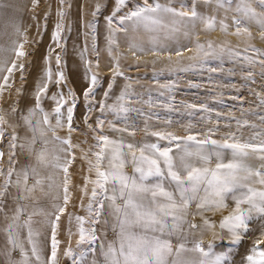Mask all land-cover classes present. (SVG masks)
<instances>
[{
  "label": "snow or ice",
  "instance_id": "snow-or-ice-1",
  "mask_svg": "<svg viewBox=\"0 0 264 264\" xmlns=\"http://www.w3.org/2000/svg\"><path fill=\"white\" fill-rule=\"evenodd\" d=\"M38 6V0H34ZM65 4V0H60ZM130 0H116V7L111 15L105 17L107 23V51L112 55L118 52L119 43L117 33H127L143 29L149 33H155L150 41L149 52L157 56L167 52L168 59L172 57L171 51L159 43L158 34L167 30L166 38H173L176 33L183 29L186 38L195 36V54L189 59L197 61L195 64L181 68L187 71L192 67H203L209 59L223 61L224 57L233 61L242 60L249 65H258L261 75H264V49L249 44L243 51L233 50L220 46L217 49L211 41L206 44L200 42L199 34L195 32L197 24H203L205 31H213L217 26V18L197 10V0H192L191 5L181 3L179 8L171 3H161L160 0H143V3H134L129 7ZM205 5H215L217 10L223 9L225 18L219 21L221 29L228 31L226 22L228 13H232V21L235 26V35H246L252 39L249 24L255 23L264 34V0H255L260 11L253 6V0H203ZM70 7V5H69ZM127 9L126 11H123ZM97 6L94 17L99 13ZM61 22L55 26L53 41L58 47H62L61 38L64 28L63 19L66 16L64 9L58 10ZM119 14V15H118ZM87 27L91 29L93 39V51L97 56L96 66L99 65V50L96 48L97 21L93 20ZM46 29V22H45ZM17 35H23L26 42V33H22L17 26ZM15 60L10 66L0 68L6 74L0 78V144L7 140V151L0 149V211L4 210L5 197L9 189L15 187L18 190L15 197L18 201H24L31 197L37 189L44 190L47 187L60 188L62 204H54L53 211L44 213L32 211L21 222V217L26 213V205L17 204L11 223L7 226V247L4 251L6 264H59V244L57 239L59 221L67 211V205L71 200V173L69 169L76 160V150L82 153L81 159L88 165V173L85 177V185L81 191L84 196H89L86 206L87 217L69 216V223L75 219L77 224L78 244H87L86 251L80 252L79 256L69 247L64 255L71 259V264H87L89 253L95 255L97 246L103 258V264H233L231 258L232 248L225 251H216V241H224L232 246L241 244L246 234L250 231V222L264 220V114L251 112L259 123L248 119H235L236 131L229 130L217 140L212 137L220 131L221 114H216L214 126L207 128L206 132L192 134L191 129L195 125L189 123L186 136H177L167 131H152L145 126L146 135L156 138L155 143L134 144L123 139H113L104 133L105 120L98 117L96 127L88 123V129L94 133L95 143L87 150L80 144H74L72 133L77 131L73 127L74 113L77 108L78 97L69 88L65 94L61 85L66 84L67 77L61 68L62 58L56 55L58 71L53 73L49 66L36 85L34 106L28 109L27 114H21L20 119L33 133L32 139L27 144L29 153L35 154V164H29L17 170L16 149L25 148V144L19 143V136L6 119L3 108L4 95L14 86L13 74L15 71L23 73L24 64L17 63L27 53L24 51V43L13 41ZM87 49H85L86 51ZM129 50L134 54H145V49L136 42L129 43ZM192 51L191 48L177 49L175 55L180 57L183 51ZM50 51H54L50 50ZM251 51L255 55H248ZM122 55V54H120ZM84 58V52L81 53ZM115 63L112 82L108 85V91L104 93V100L100 102L99 111L101 116L109 111L127 123V114L130 111L139 112V109H130L125 106V101L130 95V84H126L124 90L116 98L117 103L111 105L106 101L115 84L117 76L130 80L121 70L119 57L113 56ZM51 58H48L50 65ZM89 65L92 61H87ZM210 71L215 72L212 68ZM23 78V77H22ZM251 78V73H249ZM101 84L96 73L90 76L89 86L83 96L88 104L87 112L94 111L95 90ZM50 86H57V91L49 95ZM174 83L160 85L161 88L171 89ZM19 93L20 90L17 89ZM49 99L54 107L48 112L43 107V100ZM189 109H199L205 113H211L212 109L205 104L187 105ZM259 108L264 109V96L260 97ZM18 106L14 104L11 111L17 112ZM191 114V113H189ZM39 115V119L36 117ZM55 119L53 125L52 119ZM207 123H211V116L202 117ZM170 124L171 121L169 120ZM231 129V124L225 125ZM67 128V136L61 137L58 131ZM110 130L117 133H128L135 136V127L117 128L110 123ZM252 129V135L243 138L240 130ZM38 133V136H37ZM49 133L51 137L49 138ZM240 133V134H238ZM199 137V138H198ZM42 144L40 150L35 149L37 142ZM160 141L167 143L162 145ZM87 143V140L83 141ZM49 144L53 145L49 149ZM173 146L177 149L173 154ZM226 156L229 157L226 159ZM7 157V167H4ZM250 158L260 161L259 166L254 167L248 163ZM215 161V163H213ZM131 165L133 172L129 174L126 168ZM47 174H43V173ZM95 178L93 179L92 174ZM58 174L60 183L57 184ZM32 181L29 184V181ZM92 184L89 194L88 184ZM257 185L259 187H257ZM231 199L234 207L222 217L219 222L221 233H228L227 239L220 233H216V224L205 217V212L222 211L228 208L227 201ZM109 212L105 213V202ZM195 205L197 211L192 214L202 217V224L193 223L188 219L190 208ZM81 207L85 205L81 201ZM45 215L47 223L51 226L50 254L45 259L38 237L40 233L34 231L33 216ZM112 217L111 223L107 218L103 223L109 225L110 230L115 232L114 240H101L97 234L96 226L101 223V217ZM87 225V227L85 226ZM189 229H205L213 232V240L206 246L202 239L189 247L184 226ZM26 229V236L21 239L20 230ZM73 233L69 229V236ZM107 234L105 233V236ZM202 235V233H201ZM259 239L254 241L246 256L244 264H264V230ZM173 238L178 240L173 244ZM19 252L20 258L15 259L13 254ZM96 264V260H92Z\"/></svg>",
  "mask_w": 264,
  "mask_h": 264
},
{
  "label": "rangeland",
  "instance_id": "rangeland-1",
  "mask_svg": "<svg viewBox=\"0 0 264 264\" xmlns=\"http://www.w3.org/2000/svg\"><path fill=\"white\" fill-rule=\"evenodd\" d=\"M163 1L164 0H160L161 3H163ZM149 2L151 3L152 0H149ZM191 2L192 0H167L165 3H171L173 7L179 8L181 3L190 6ZM134 3L142 4L143 0H130L129 7H132ZM54 4H55L54 0H49V3L44 6L41 0H39L38 6H36L35 4L34 11L40 10L39 12H37V15H41L40 18L43 20L42 22H40L39 26L42 27L44 30L41 29L40 27L38 28L36 27L37 28L35 30L36 37L34 36L29 41H27L26 39V42L24 40L23 42L24 51L27 53V55L21 58L19 61H17V63L24 64L23 73L21 71L14 72L13 74L14 86L10 90V92H6L4 95L5 102L3 103V108L5 110L6 119L8 120L9 124L12 126L9 127L8 130L12 131V128L14 127L18 136L20 135L25 137L24 138L25 143H27L32 139L33 133H30L31 136L30 137L27 126H25L23 121L20 119L21 114H23L21 112V108H24L22 107V104L24 103L23 99L25 97V94L29 92L27 91V89L23 90L22 85L28 81L27 78L28 73L30 72L31 68H33L32 61L34 60H39L38 77L41 76L46 70V68L49 66L52 68L53 73H56L58 71L55 60L56 55L61 56L62 58L61 68L65 72L67 77L66 84L61 85L60 87L63 88L65 94H67L68 89L71 88L78 97L77 108L75 110L74 118H73V127L76 128L77 131L72 133V141L74 144H80L81 147L84 148L85 150H87L90 145H93L95 143L93 139L94 133H92L88 129L85 123V119L89 117V115H90V119H88V123H91L93 127H96L95 122L98 117L105 120L104 133L108 135L110 138L123 139L126 142L139 145L143 143L157 142L155 137L146 135L145 133L146 123H148L147 125L148 129H151L152 131H157V130L167 131V132H172L177 136H186L189 134V131L187 130V125L189 123L195 125V127L191 129L192 134L203 133L206 132L207 128L214 126L217 118L216 114L220 113L221 114L220 124H219L220 131L212 137L213 139L219 140L229 130L236 131L235 119H232V117H235L236 119H248L252 122L259 123L257 117L255 115H251L250 113L255 111L264 114V109L258 107L260 97L264 96V75H261V68L258 65H249L247 64V62H244L242 58L239 61H233L228 59L227 56H225L223 61L209 59L208 63L205 64L203 67H199V66L192 67V68H188L187 71L180 70L181 68H187L188 65L190 64L197 63V61L189 59V56L191 57L195 54L194 47H195L196 37L192 42L188 41L184 44L187 45L188 48L190 47L191 49L193 48L192 53L188 54L189 56H186L188 53V51L186 50L183 51L182 56L180 57L174 56L175 55L174 52H176L177 49H184L183 48L184 45L182 46V44L180 45L178 44L176 46H173L172 49L167 48L168 51H171V53H173L170 60L168 59L167 52L163 53L160 56H157L156 54H152V52H150L148 53L149 56L148 59L147 52H149L148 49L151 47V45L147 48L144 47L145 54H143L142 56L139 53L138 54L136 53L137 54L136 55L132 51H130L129 43L134 41L137 44L141 45L144 39L146 40L152 37V35L155 33L147 34L145 31V34H140L141 29L133 31L130 28L127 33H117L119 50L118 52L113 51L112 55H109L107 51V40H106L107 23L105 17L112 14V11H114L116 7V1L113 2L112 5L110 6V10H109L110 12L108 13H104L106 7L103 4H100L101 5L99 7L100 11L95 15V17L93 13L96 12L97 7L92 9V11L89 10L90 13L87 14L85 17L84 15H81V20H80L81 25L78 24V20H77V25L75 27V32H78L77 30L78 26H81L82 28V32L79 31L81 33V37L77 39V44L73 45L72 43H69V34L71 32V29L69 30L64 27L61 38L62 47H58L57 43L54 42L52 39L48 42L50 44L47 45L45 50L41 49L42 37L44 35V32L51 30L50 28H53L55 30L54 26L49 25L52 20V18L49 17H52V9H54ZM68 4L69 1L65 0V4H63V7L66 13H68ZM60 5L62 4L60 3ZM56 7L58 6L56 5ZM54 10L56 11V9ZM126 10L127 9H124L123 11ZM197 10L202 13L206 12L207 15L213 14L214 16H216L218 21L216 26V28L218 29L215 28V30L213 31H208L205 33L206 35L204 34L205 30H203L204 26H202L199 29L200 31L198 30L197 33L199 34L198 36L199 40H200V34L203 33L201 34L202 36L200 42L206 44L207 41H211L214 44V46L217 47V49H219L220 46H223L225 48H232L233 50L240 51L242 54H244L243 50L246 47H248L249 44H253L258 48L264 49V42L261 41L264 39V34H262V30L257 25H254L253 23L249 24L252 33V39L249 40L246 35L238 36L234 34L235 26L231 18L232 17L231 12L228 13L229 19L227 18L226 20V22L229 25V28L228 31L225 32L221 29L219 25V21L225 18V12L223 9L217 10L215 8V5L214 6L205 5L203 3V0H197ZM101 15H104V23H103L102 31H100ZM93 20L97 21L95 43H96V48L99 50L98 67L96 66L97 56L93 51V39L91 35V29L87 27V25ZM45 22H46V29H45ZM25 30L27 31V29ZM25 30L24 33H26ZM201 30H203V32ZM257 30L259 32H257ZM219 31H222L221 35ZM130 32L132 33L130 34ZM217 32L219 36L217 35ZM28 35L30 34L28 33ZM27 42H32L34 45L30 48L29 46H27L28 45ZM68 43H69V47H68ZM74 46H78L77 50H74L75 49ZM53 49L54 51H50ZM85 49L87 50L85 51ZM67 50H71L70 65L72 69L69 67V64L66 59L65 53ZM82 52H84L83 59L81 58ZM52 53H54V59L53 56L50 57ZM247 54L255 55L251 51H249ZM113 56L119 57L121 70L124 72L125 76L130 77L131 79L125 80L124 77L117 76L115 79V84L113 85L112 90L109 94V99L106 101V103L109 105L113 103H117L116 98L120 95L121 91L124 90L125 85L130 84L131 85V88L129 89L130 95L125 101H123V103L125 104L126 107L130 109H139V112L130 111L127 114L128 117L127 123H125L122 119H117L115 114L109 111H106L103 116H101V113L99 111L100 102L104 100V93L108 91V85L112 82V77L114 75L115 63L113 60ZM137 56L139 58H137ZM31 57L33 58L31 59ZM49 57L51 58L50 65L48 64ZM87 61H92V64L89 65ZM78 67L82 70V72H80L79 75L76 76L75 75L76 68ZM212 68H215L216 71L215 72L210 71V69ZM92 73H96L98 75V78L101 80V84L95 90V97L93 101L94 111L91 114H89L87 112L88 104L84 100L83 93L85 89L89 86L90 76ZM249 73H251V78H249ZM77 78L80 82L79 85H77L78 84V80H76ZM169 83H174L175 86L171 89L160 87V85L169 84ZM52 87L53 86H50L49 95L57 91V88H52ZM17 89L20 90L19 93L17 92ZM33 99L35 101V90H33ZM205 103L209 106V108L212 109L211 113H205L199 110L198 108L189 109L187 107V105L190 104H195L199 106ZM14 104L18 106L19 109L15 113L11 111V108L12 106H14ZM43 107L46 109V111L51 112L54 105L51 100L44 99ZM26 113L24 112V114ZM207 115L211 116V123H207L204 119H202V117H205ZM169 120L171 121L170 124L168 123ZM52 123L53 125L55 124L54 118L52 119ZM110 123H114L117 128L129 127L131 129L132 127H135V132H136L135 136H130L128 135V133L122 134L111 131L109 127ZM228 123L231 124V129L225 126ZM158 125L160 126V128H162V130L158 127ZM153 127H155V130L153 129ZM252 131H253L252 129L245 127L240 130V133H242L244 139H247L249 136L252 135ZM139 134H140V138H139ZM58 135H60L61 137H66L67 128L65 127L64 129L59 130ZM85 140H87V143H83V141ZM19 143H22V140L20 138L18 140V144ZM160 143L164 145L167 142L160 141ZM0 149L7 151V140H5L3 144H0ZM176 152L177 149L173 146V154H176ZM31 156H32L31 153H29L26 148L21 149L18 147L16 149V158L18 161V163L16 164L17 170L25 167V166H21V163H23V161L25 163L29 159L32 161L33 158L31 159ZM81 156L82 153L80 152L79 149H77L76 160L69 169L72 179L71 200L67 205V211L61 216L59 221V229L57 234V239L60 241L59 253H58L59 264H71V259L64 255L65 251L69 247L73 249V251L77 254V256H79L80 252L86 251L87 248L89 247L86 243L78 244L79 236L76 234L78 229L75 219H72L71 223H69L70 214L73 217L74 216L87 217L88 215L86 211V206L89 202V196H84L81 189L85 185V177L89 175V173H88V165L84 160L81 159ZM228 158L229 157L226 156V159ZM213 163H215V161ZM248 163L254 167H257L259 166L260 161L255 158H250L248 160ZM4 167H7V157H5ZM126 171L129 174L133 172V171L130 172L128 170V167L126 168ZM60 175L62 174H58L57 184L60 183V179H59ZM92 177L93 179L95 178L94 173L92 174ZM2 182H3L2 178H0V184H2ZM31 183L32 182L29 181V184ZM87 187L89 189V194H90L92 184L89 183ZM257 187L259 186L257 185ZM17 193L18 190L15 187L9 189V193L6 195L5 202L3 205L4 210L0 211V264H3L4 262H5L4 264H6V259L4 256V251H5L4 248L6 249L7 247L6 229L7 226L11 223V217L13 215L14 209L17 204L26 205V213L24 215L26 217L22 216L21 222L27 218L28 213L34 210L40 211L42 209L44 213H49L53 211L54 204H62V199L56 198L57 196L62 197V192L60 188L54 187L52 189H49L47 187V183L45 184L43 191L37 189V191L32 193L31 197L27 200L24 201L16 200L15 197L17 196ZM81 201H83V204L85 205L84 208L81 207ZM231 201L230 199L229 202L227 201L228 208L225 210L205 212L203 214L205 217H207L214 223L217 221L216 223L217 227L215 229V232L222 234L226 239L228 237V233L225 231L221 233V230L219 229V222L222 219V217L227 215L234 207L231 206L232 204H234V202L231 203ZM196 211H197L196 207L195 208L191 207L190 208L191 214L188 216V219L193 223L202 224V217L200 215H195V216L192 215L196 213ZM214 215H219V218L215 219ZM111 221L112 220H110V223ZM262 225H264V220L256 219L250 222L249 224L250 231L246 234L245 238L243 239L240 245L232 246L224 241L217 240L215 250L218 252L225 251L226 249L231 247L232 261L236 264H242V263L244 264V262H242L243 257L248 254L249 249L253 246L254 241L261 238L260 233L262 230H264V227H262ZM85 226L87 227V225ZM32 227L34 231L40 233L41 237L40 236L38 237V240L40 238L39 240L40 247L42 248L43 252L45 251V248L48 252V253L47 252L43 253L44 257L46 256L45 257L46 259L47 256L50 254V246H51V226L50 224L47 223V217L42 214L33 216ZM184 228H185V234H187V243L189 247L193 246V243L195 241L200 240L202 238L205 246L210 241L213 240L212 237L213 232L211 230H205L202 228L189 229L187 225H185ZM69 229H71V232L73 233L71 236H69ZM96 229H97V234L100 236L101 240L105 239L106 241H110L116 238L115 232L110 230L109 225L103 223V216L101 217V223L96 226ZM105 233L107 234L106 236ZM111 233H114V235H111ZM206 233H207V238H206ZM252 233L253 235L255 234L254 239L256 240L251 239L249 242L248 240L246 241L248 236L252 235ZM20 235H21V239H24L26 236V229H21ZM175 241L177 244L178 240L176 238H173V244ZM44 242L45 244H43ZM262 247H264V245H262ZM99 250L100 249L97 246L95 255L89 253L87 257V264H92L93 259L96 260V264H103V258ZM13 256L15 259L20 258L19 252L18 254L17 252L14 253Z\"/></svg>",
  "mask_w": 264,
  "mask_h": 264
},
{
  "label": "bare ground",
  "instance_id": "bare-ground-1",
  "mask_svg": "<svg viewBox=\"0 0 264 264\" xmlns=\"http://www.w3.org/2000/svg\"><path fill=\"white\" fill-rule=\"evenodd\" d=\"M43 2V6L48 4L49 3V0H41ZM55 1V4H54V9H56V11L54 9H52V17H49V18H52L51 20V23L49 24L50 26H56L57 23L61 22V18L58 16V10L60 9H64L63 5H60V0H54ZM69 1V4H68V13L67 15L64 17L63 19V25L65 28L67 29H71V32L69 34V43H72L73 45L77 44V39L81 37V33L82 32V28L81 26H78L77 30L78 32H75V27L77 25V20H78V24H80V20H81V15H84V17L89 14V10L92 11V9L96 8L97 6H101L100 4H103L106 8H105V12L104 13H108L110 12V6L112 5L113 2H115L116 0H67ZM167 0H164L163 3H165ZM38 3H39V0H38ZM58 3V4H56ZM202 3V2H201ZM56 5L58 7H56ZM70 5V7H69ZM253 5L257 8V11H260L259 9V6L255 3V0H253ZM61 6V7H60ZM214 6V5H212ZM34 8H35V3H34V0H0V68L2 67H5L6 64L7 66H10L11 64V61L13 59H16L15 57V53L13 52V41H17V42H24L25 40V37L23 35H17L16 34V27L18 26L21 30L22 33H24V30L27 29L26 31V39L27 41L31 40L34 36L36 37V34H35V30L40 27V22H42L43 20L40 18L41 15H37V12L39 11H34ZM211 8V7H210ZM209 8V9H210ZM94 12V11H93ZM113 12V11H112ZM210 12V10H209ZM103 14V13H102ZM110 14V13H109ZM206 14V12H205ZM213 15V14H212ZM90 16V15H89ZM48 18V19H49ZM229 19V18H228ZM96 20V19H95ZM103 23H104V15H101L100 17V31L103 30ZM254 25H256L254 22H253ZM81 25V24H80ZM230 25H231V22H230ZM204 26L203 24H197V27L195 29V32L197 33L198 30ZM233 26V24H232ZM230 26V27H232ZM37 27V28H36ZM255 27V26H254ZM41 29H43L42 27H40ZM258 28V27H257ZM51 30H48L46 32H44V35L42 37V47L41 49H46L47 45H49L50 43H48L50 40H52L53 38V32L55 31L53 28H50ZM218 29V28H216ZM44 30V29H43ZM106 30V29H104ZM204 30V29H203ZM203 30H201L203 32ZM144 30L141 29V33L140 34H145V31L143 32ZM200 31V30H199ZM30 35H28V33ZM208 32V31H205L204 34ZM220 32V35L222 34V31H219ZM257 32H259L257 30ZM132 32H130L131 34ZM147 34L149 32H146ZM213 33V32H212ZM203 34V33H201ZM200 34V40H201V35ZM208 34V33H207ZM216 34V33H215ZM154 35H157V34H153L152 37ZM206 35V34H205ZM213 35V34H212ZM217 35H218V32H217ZM259 35V34H258ZM159 43L163 46H165L166 48L168 49H172L173 46H176V45H180L182 44V46L188 42V41H193L195 36H192V37H189V38H186L184 37L183 35V29L176 33L175 36L173 38H166L167 36V30H164V31H161L159 34ZM216 36V35H215ZM219 36V35H218ZM233 36V35H231ZM235 36V35H234ZM145 37V36H144ZM148 37V36H147ZM152 37L148 38V39H144V41L142 42V46L143 47H149L151 45L150 41L152 39ZM203 38V37H202ZM231 38V37H230ZM203 41V40H202ZM264 42V39L261 40ZM28 45L30 48L34 45L32 42H27ZM69 43H68V47H69ZM263 44V43H262ZM189 45V44H188ZM194 46V45H193ZM75 49L74 50H77L78 46H74ZM184 49H187L188 46L187 45H184L183 46ZM191 48V47H190ZM195 48V47H194ZM193 49V48H192ZM28 50V48H27ZM39 51V49H38ZM194 51V50H193ZM148 53L150 52H147V57L149 59V56H148ZM176 52H174L175 54ZM189 53H192V51H188L187 55L186 56H189L188 54ZM195 53V52H194ZM138 54V53H137ZM136 54V55H137ZM153 54V53H152ZM173 54V53H172ZM66 59H67V62L69 64V67L71 68V65H70V55H71V50H67L66 53ZM151 55V54H150ZM184 55V56H185ZM53 56V59H54V53H52L50 55V57ZM69 56V58H68ZM139 56V55H138ZM137 56V58H139ZM143 56V55H142ZM155 56V55H154ZM176 57V55H174ZM190 57V56H189ZM33 57H31L32 59ZM142 58V57H141ZM145 58V57H144ZM153 58V57H152ZM188 58V57H187ZM46 59V57H45ZM147 59V58H146ZM151 59V58H150ZM168 60V59H167ZM38 61L39 60H34L32 61V64H33V68H31L30 72L28 73V81L26 83H24L22 85L23 87V90L24 89H27V91H29L27 94H25V97L23 99L24 103L22 104V107L24 108H21V112L24 114V112L26 113L27 112V109H30L31 107L34 106V99H33V90H36V85L37 83L39 82V80L41 79V77L43 76V74L41 76L38 77L39 73H38ZM166 62V61H165ZM72 69V68H71ZM82 72V70L78 67L76 68V73L75 75H79V73ZM3 75H5V72H2L0 71V78L3 77ZM78 80V78L76 79ZM79 80H78V84L79 85ZM20 85V84H19ZM52 88H57V86H53ZM26 107V108H25ZM46 110V109H45ZM27 114V113H26ZM18 116V114H17ZM18 119V118H17ZM36 119H39V116L36 117ZM150 121V120H149ZM167 122V121H166ZM146 125H148V123H146ZM128 126V125H127ZM145 126V125H144ZM154 126V125H153ZM158 127L160 128V126L158 125ZM124 128V127H122ZM144 128V127H142ZM153 129L155 130V127H153ZM162 130V128H160ZM151 130V129H150ZM158 131V130H157ZM185 131V130H184ZM28 132H29V136H30V133H32L29 129H28ZM116 133V132H115ZM136 133V132H135ZM123 134V133H122ZM184 134V132H183ZM113 135V134H112ZM142 135V134H141ZM20 136V135H19ZM31 137V136H30ZM51 137V135L49 134V138ZM142 137V136H141ZM21 140H22V143L25 144V148L27 149V144L29 143V141L27 143L24 142V136H20L19 137ZM139 138H140V134H139ZM147 140V139H146ZM52 144H49V149L52 148ZM42 148V144L38 141L35 145V149L38 151ZM31 159L32 161L29 159L27 160V162L25 163L23 161V163H21V166H26V165H29V164H35V154L34 153H31ZM23 164V165H22ZM128 170L130 172L133 171L132 167L131 166H128ZM43 174H47L46 172L43 173ZM30 182H32L30 180ZM57 200V199H56ZM231 201V199H230ZM229 202V200H228ZM231 203H233V201H231ZM231 206H234V204H232ZM192 208L194 207L195 208V205L193 204L191 206ZM110 209H108L107 207V201L105 202V213L109 212ZM194 211V210H193ZM48 212V211H47ZM227 212V211H226ZM224 214V213H223ZM215 216V219H218L219 218V215H214ZM213 216V217H214ZM26 217V216H24ZM192 217V216H191ZM190 217V218H191ZM107 218L110 222V220H112V217L108 216V217H105L103 216V220ZM194 218V217H193ZM197 221V220H195ZM217 223V221L215 222V224ZM35 225V224H34ZM36 226V225H35ZM262 227H264V225H262ZM42 228V227H41ZM39 230V229H38ZM189 231V229H188ZM207 232V231H206ZM226 232V231H225ZM190 234V233H189ZM45 235V234H44ZM111 235H114V233H111ZM187 235V234H186ZM210 235V234H209ZM255 235V234H254ZM253 233L252 235H249L248 238L246 239V241L248 240V242L251 240V239H254V236ZM193 236V235H192ZM41 237V236H40ZM48 237V236H47ZM204 237V236H203ZM213 237V236H212ZM189 238V237H188ZM192 238V237H191ZM201 238V237H200ZM206 238H207V233H206ZM43 239V238H42ZM113 239V238H111ZM203 239V238H202ZM40 240V238H39ZM68 240V239H67ZM105 240V239H104ZM256 240V239H254ZM195 241V240H194ZM67 242V241H66ZM41 243V242H40ZM48 243V241H47ZM178 243V242H177ZM206 243H207V240H206ZM247 243V242H246ZM45 244V242L43 243ZM68 244V243H67ZM176 244V241L174 242V245ZM43 247V245H42ZM243 247V246H242ZM246 247V246H245ZM248 247V246H247ZM44 249V248H43ZM5 250V248H4ZM244 250V249H243ZM100 251V250H99ZM245 251V250H244ZM247 251V250H246ZM44 252H47L46 248H45V251ZM43 252V253H44ZM48 253V252H47ZM3 254V253H2ZM18 254V252H17ZM237 254V253H236ZM242 254V253H241ZM46 255V254H45ZM100 255V254H99ZM46 257V256H45ZM94 257V256H92ZM4 260V259H3ZM234 260V259H233ZM243 260V259H242ZM90 261V260H89ZM236 261V260H235ZM243 262V261H242ZM5 263V262H4ZM3 263V264H4ZM241 263V262H240ZM233 264H236L233 262ZM243 264V263H242Z\"/></svg>",
  "mask_w": 264,
  "mask_h": 264
}]
</instances>
